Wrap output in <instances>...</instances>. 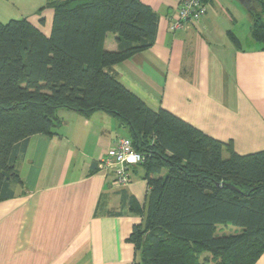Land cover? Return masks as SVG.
Masks as SVG:
<instances>
[{
    "label": "trees",
    "instance_id": "16d2710c",
    "mask_svg": "<svg viewBox=\"0 0 264 264\" xmlns=\"http://www.w3.org/2000/svg\"><path fill=\"white\" fill-rule=\"evenodd\" d=\"M253 2L251 34L264 48V0ZM49 8V36L26 19L0 21V203L23 190L22 149L34 136H56L60 111L102 112L119 120L128 132L122 138L144 158L130 168H144L149 188L147 212L132 208L144 217L128 240L138 253L134 264H257L264 151L239 155L232 143L152 110L115 71L153 48L158 14L142 0H66ZM109 34L117 35V51L106 50ZM228 226L236 233L220 235Z\"/></svg>",
    "mask_w": 264,
    "mask_h": 264
},
{
    "label": "crops",
    "instance_id": "0c3cea01",
    "mask_svg": "<svg viewBox=\"0 0 264 264\" xmlns=\"http://www.w3.org/2000/svg\"><path fill=\"white\" fill-rule=\"evenodd\" d=\"M60 1L0 0V21L26 19L49 36V6ZM142 2L159 16L157 39L115 67L120 82L152 110L232 143L239 155L264 151V48L251 34L253 0H212L198 24L177 32L171 20L181 0ZM105 47L117 51V35ZM59 115L56 136H34L22 149L23 190L0 203V264H134L128 240L144 221L132 208L147 212L145 170L134 168L125 188L97 170L127 130L102 112Z\"/></svg>",
    "mask_w": 264,
    "mask_h": 264
},
{
    "label": "built area",
    "instance_id": "2783aa9c",
    "mask_svg": "<svg viewBox=\"0 0 264 264\" xmlns=\"http://www.w3.org/2000/svg\"><path fill=\"white\" fill-rule=\"evenodd\" d=\"M212 0H181L178 14L171 20L173 32L198 24L208 12V3ZM144 162L141 154L133 149L132 142L126 138H118L114 147L99 160V172L104 175L113 174L117 186L125 188L131 182V166Z\"/></svg>",
    "mask_w": 264,
    "mask_h": 264
},
{
    "label": "rangeland",
    "instance_id": "374dc122",
    "mask_svg": "<svg viewBox=\"0 0 264 264\" xmlns=\"http://www.w3.org/2000/svg\"><path fill=\"white\" fill-rule=\"evenodd\" d=\"M236 228H234L233 226H228V227H223L220 229V235L222 234H234L236 233Z\"/></svg>",
    "mask_w": 264,
    "mask_h": 264
}]
</instances>
